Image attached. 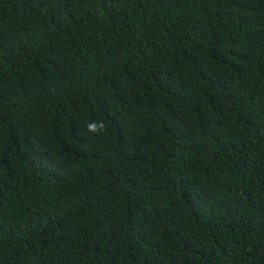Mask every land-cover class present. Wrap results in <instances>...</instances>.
<instances>
[{
  "label": "trees",
  "instance_id": "obj_1",
  "mask_svg": "<svg viewBox=\"0 0 264 264\" xmlns=\"http://www.w3.org/2000/svg\"><path fill=\"white\" fill-rule=\"evenodd\" d=\"M0 264H264V0H0Z\"/></svg>",
  "mask_w": 264,
  "mask_h": 264
},
{
  "label": "clouds",
  "instance_id": "obj_2",
  "mask_svg": "<svg viewBox=\"0 0 264 264\" xmlns=\"http://www.w3.org/2000/svg\"><path fill=\"white\" fill-rule=\"evenodd\" d=\"M85 127H86V130L92 134H98V133H102L105 131V124L103 120H100V121L93 120L91 122H88L85 125Z\"/></svg>",
  "mask_w": 264,
  "mask_h": 264
}]
</instances>
